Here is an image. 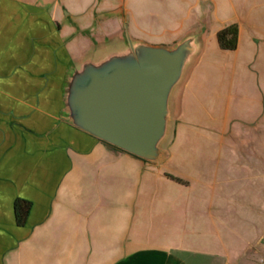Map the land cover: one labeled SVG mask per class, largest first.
I'll return each instance as SVG.
<instances>
[{"label":"crops","instance_id":"1","mask_svg":"<svg viewBox=\"0 0 264 264\" xmlns=\"http://www.w3.org/2000/svg\"><path fill=\"white\" fill-rule=\"evenodd\" d=\"M79 1L0 0V80H16L15 86L1 82L0 90H33L32 81L41 77L67 79L88 56L72 59L56 21ZM203 1L211 19L183 23L169 44H157L173 46L192 32L201 39L171 95L158 162L108 147L67 122L66 108L0 131V264H264L262 101L256 90L223 89V75L220 90L210 87L224 53L237 54L261 28L257 17L264 7ZM183 4L188 14L204 8L199 0ZM219 4L231 17L218 18ZM98 5L111 9L106 0ZM231 23L239 26L237 48L223 51L215 35ZM97 39L96 54L127 41L118 25ZM209 47L218 57L213 62ZM195 128H204L208 138L218 131L231 151L221 172L209 167L204 180L196 177L198 167H179L180 160L196 159L195 152L170 150L194 142ZM17 198L31 203L24 226L15 223Z\"/></svg>","mask_w":264,"mask_h":264},{"label":"rangeland","instance_id":"2","mask_svg":"<svg viewBox=\"0 0 264 264\" xmlns=\"http://www.w3.org/2000/svg\"><path fill=\"white\" fill-rule=\"evenodd\" d=\"M109 3L108 11H101L98 7L101 0H80L70 5L57 15V24L60 27L62 44L72 59L83 58L92 53L101 37L112 28L121 26L125 32V39L139 40L151 45L169 44L174 35L173 30L188 25L192 21L211 19L212 13L208 3L199 0L203 9L200 14L193 11L188 14L184 8V0H106ZM194 2L195 0H186ZM221 2V0H219ZM247 7H264V0H246ZM219 2V3H220ZM226 7V6H225ZM219 4L218 18L231 17L226 9ZM238 6H236L237 8ZM238 9V8H237ZM198 12V11H197ZM257 25L261 28L250 32V43L242 44L237 54L226 52L225 58H220L218 67L210 73V87L215 90L222 88L220 75L224 76L226 90H256L258 99L262 101V114L264 113V14L257 17ZM184 24V25H185ZM115 43V40H112ZM206 54L212 62L218 58L210 47ZM82 59V58H81ZM66 78H44L32 81L33 90H17L9 88L0 90V131L8 129L19 119H31L34 114H52L57 116L64 105V85ZM15 86L16 80H0ZM28 82V81H27ZM25 82V83H27ZM264 115V114H263ZM199 135L194 142H184L172 145L171 151L185 155L196 153V159L180 160L179 167H198L201 180L206 179L207 169L217 167L222 170L224 156L230 153L227 144L218 131H212L210 138L205 134L204 128H195ZM212 163L208 166V161ZM184 161V162H182ZM209 161V162H210ZM192 162V164H190ZM187 163V164H186ZM183 168V169H184ZM184 183L190 182L188 176H178ZM190 177V176H189ZM222 180L221 174L217 175ZM206 263V262H201Z\"/></svg>","mask_w":264,"mask_h":264},{"label":"water","instance_id":"3","mask_svg":"<svg viewBox=\"0 0 264 264\" xmlns=\"http://www.w3.org/2000/svg\"><path fill=\"white\" fill-rule=\"evenodd\" d=\"M200 48V36L192 32L170 47L129 40L91 53L65 81V120L142 160L158 162L171 95Z\"/></svg>","mask_w":264,"mask_h":264},{"label":"trees","instance_id":"4","mask_svg":"<svg viewBox=\"0 0 264 264\" xmlns=\"http://www.w3.org/2000/svg\"><path fill=\"white\" fill-rule=\"evenodd\" d=\"M239 26L237 23H231L220 29L215 39L218 47L223 51H234L237 48L238 43ZM108 147L125 152L115 146H112L104 141ZM31 208V203L25 199L17 198L13 204V211L15 217V223L17 226H24Z\"/></svg>","mask_w":264,"mask_h":264}]
</instances>
